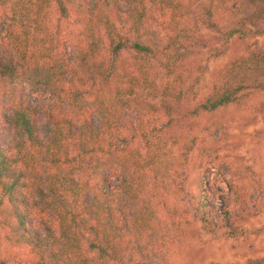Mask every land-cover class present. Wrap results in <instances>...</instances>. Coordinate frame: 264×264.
Instances as JSON below:
<instances>
[{
	"label": "trees",
	"instance_id": "trees-1",
	"mask_svg": "<svg viewBox=\"0 0 264 264\" xmlns=\"http://www.w3.org/2000/svg\"><path fill=\"white\" fill-rule=\"evenodd\" d=\"M259 34L264 0H0L1 243L28 249L21 264H174L180 193L206 233L244 235L240 187L211 193L209 173H236L217 114L264 99V47L233 51L203 94L197 58Z\"/></svg>",
	"mask_w": 264,
	"mask_h": 264
},
{
	"label": "rangeland",
	"instance_id": "rangeland-1",
	"mask_svg": "<svg viewBox=\"0 0 264 264\" xmlns=\"http://www.w3.org/2000/svg\"><path fill=\"white\" fill-rule=\"evenodd\" d=\"M244 14L249 16L250 9H246ZM257 44L264 47L263 34L250 35L246 40L234 37L230 41V49L224 56L208 60H206L207 55L198 57V61L206 67L202 75V83L198 87L199 94L208 92L212 80L226 67L233 51L238 52L246 46L249 49L254 48ZM190 64H192L193 76H198L197 63ZM263 101L260 91H247L238 105L227 107L217 114L218 121L223 122L226 126V131L224 130L226 138H223L224 143L220 154L224 155L228 163L234 166L233 169L236 170V173L232 175L229 172L219 173L215 170L210 172L208 191L212 193L215 190L217 192L223 190L227 193L228 181L232 179L237 183L242 195L238 204L232 207L231 213L234 216V225L238 229H246L244 235L237 238H225L221 234L222 229L218 228H216V234H220V236L213 237L206 233L195 218L191 198L185 193L177 194L183 204L182 208L186 210L184 217L187 221L183 219L182 231L184 235L173 245L175 255L178 256V260H175L174 264H245L248 261L260 260L264 256V233H251L253 229L264 225V209L259 206V187L254 182V180H262L264 177L259 159L261 150L257 140L264 136ZM247 118L255 120V123L250 124V121L246 123ZM213 134L217 138L220 135L219 128ZM214 137L212 136L213 142H215ZM175 150L176 148H173V152ZM175 200L177 201V199ZM212 206L215 212L218 214L221 212L222 202L216 192ZM214 224L216 225V223ZM1 242L3 241H0V256L7 260V264H21L22 262L19 261L27 258V248L20 249L7 242Z\"/></svg>",
	"mask_w": 264,
	"mask_h": 264
}]
</instances>
